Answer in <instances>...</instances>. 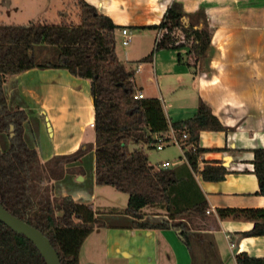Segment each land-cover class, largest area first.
<instances>
[{"label": "crops", "instance_id": "1", "mask_svg": "<svg viewBox=\"0 0 264 264\" xmlns=\"http://www.w3.org/2000/svg\"><path fill=\"white\" fill-rule=\"evenodd\" d=\"M79 1L71 0L74 4ZM84 1L121 27L117 38L123 36L122 30L127 28L134 37L148 30L156 31L157 41L162 30L149 27L161 24L174 3H179L188 14L205 10L212 30L206 57L194 65L191 56L184 57V54L188 56L189 48L177 51L183 56V63L172 54L173 50L157 52L149 63L155 72L159 93L149 98L161 100L167 116L174 122L192 118L205 103L229 130L200 134V147L204 151L198 158L197 169L192 168L184 150L178 161H166L158 166L171 164L169 170L177 178L173 198L178 208L207 203L205 215H182L179 219L193 232L208 235L214 241L223 264H238L236 257L244 252L264 257V237L243 235L250 232L255 223L243 218H221L218 211L264 209V196L259 194L253 164L254 150L264 148V0ZM151 51L152 45L148 49ZM145 52L147 49L140 52L141 57L145 56L143 59L147 57ZM59 55L56 47H36L40 64L56 62ZM145 64H140L136 72L144 71ZM186 66V72L178 70ZM158 70L165 77H173L168 89L188 92L191 107L174 105L170 98L164 97ZM149 82L154 83L151 79ZM5 92L12 109L20 107L28 113L25 137L28 144L38 150L43 164H54L66 172L63 177L54 178L62 183L63 196H72L95 209L99 187L95 180V151L78 161L71 159L83 145L95 144L91 81L75 77L65 69L36 68L9 80ZM10 146L9 141L6 148ZM88 162L90 173H70L72 169L84 168ZM207 166H223L228 174L220 182L205 181L201 172ZM48 170L55 172L53 168ZM89 180L92 187L86 185ZM126 199L122 204L105 203V207L113 210L101 211L98 215L104 225L97 227L84 242L80 264H214V260L207 261L206 247L197 240L193 241L194 257L174 230L134 228L136 219L125 213L129 196ZM143 213L144 220L152 223H162L170 217L169 212L152 207L145 208Z\"/></svg>", "mask_w": 264, "mask_h": 264}, {"label": "trees", "instance_id": "2", "mask_svg": "<svg viewBox=\"0 0 264 264\" xmlns=\"http://www.w3.org/2000/svg\"><path fill=\"white\" fill-rule=\"evenodd\" d=\"M79 24L32 23L0 25V133L7 134L11 146L0 149V202L12 215L36 227L49 238L61 264H80L84 242L97 228L104 225L98 218L101 212L92 205L77 201L72 196L57 197L47 186L39 193L40 176L55 174L43 164L39 152L25 137L28 113L12 109L5 92V84L13 77L32 69H65L75 77L91 81L95 107V144L83 145L71 159L78 161L95 151V180L98 186H112L129 195L125 210L136 222V229H171L188 246L195 257L193 241L206 247L207 261L223 264L215 243L208 235L195 233L179 219L182 215H205L208 205L192 208L177 207L173 192L177 178L173 171L152 165L146 149H155L158 136H169L174 130L183 140V150L193 169L204 151L200 147L203 131H228L202 103L189 119L172 121L157 98L135 99V70L129 69L117 55V31L121 29L109 17L84 0L78 2ZM150 29L162 30L155 50L142 61H152L155 53L164 50L180 51L189 48L194 65L204 59L211 47L212 30L204 9L195 14L184 12L174 3L161 24ZM58 48L56 62L40 64L37 46ZM179 62L184 58L178 56ZM141 61V62H142ZM192 66L190 62H187ZM14 127V137L11 128ZM137 144L132 149L131 144ZM254 174L258 177L264 196V148L254 150ZM205 181H223L228 171L223 166H207L201 172ZM156 208L169 212L168 221H146L144 209ZM221 218H243L255 223L246 237H264V209H220ZM238 264H264V257L237 255ZM197 261V260H196ZM0 264H47L37 246L26 236L16 233L0 221Z\"/></svg>", "mask_w": 264, "mask_h": 264}, {"label": "rangeland", "instance_id": "3", "mask_svg": "<svg viewBox=\"0 0 264 264\" xmlns=\"http://www.w3.org/2000/svg\"><path fill=\"white\" fill-rule=\"evenodd\" d=\"M81 21L79 8L77 4H74L70 1L64 0H0V25H22L27 26L32 23H49L54 25H62L67 23H75L79 24ZM156 31H146L140 37H134L132 42L129 46H123V36H119L117 38V55L118 58L124 62L129 69L138 70L139 65L141 66L145 64V70L140 72H135V86L137 92H143L145 98L152 97L151 95H158V81L154 78L155 72L150 67V61L143 62V58L145 56H140V52L147 49L145 55H150L156 48ZM152 45V51L148 52L150 46ZM156 54V53H155ZM172 54L179 56V53L175 50L172 51ZM185 58H188L187 54H184ZM128 58V60H126ZM142 59L141 63L138 61ZM148 63V64H147ZM181 68V67H178ZM183 72L188 70V67H182ZM159 72V73H158ZM158 80L162 82L163 85V93L164 97L167 99L170 98L169 101L174 105H186V107H191V97L188 98L186 95L188 92H184L183 89H179L178 91H171L169 88L170 80L173 78L165 77L162 71L158 70ZM150 79L154 81V83H150ZM150 83V84H149ZM9 137L7 134H0V149L1 150H8L6 145L9 143ZM94 141V139H93ZM131 148H137V144H131ZM147 155L149 157V161L152 165L158 166L161 163L166 161L176 162L179 160V156L182 155L181 146L176 144H166L163 150L155 149H146ZM90 153V152H89ZM178 159V160H177ZM87 165V166H86ZM84 165V168H76L72 169L70 173H81L89 172L91 170V165L88 162ZM64 166V165H63ZM55 169L54 175L50 174V177L53 179H49L48 174L45 176H40L39 179V186L40 190L39 193H43L44 188L49 186L51 187L52 194L57 197H63V190L60 189L61 182H57L55 177H63L65 175V171L62 170L60 167L56 168L54 164L48 165L47 169ZM85 169V171H84ZM86 185L88 187H92V181H87ZM97 192V204L95 209L98 212H109L113 210L110 207H105V203L112 201L113 204H122L127 201L128 194L122 193L118 191L116 188L112 186H99L96 189ZM155 211V210H153Z\"/></svg>", "mask_w": 264, "mask_h": 264}, {"label": "water", "instance_id": "4", "mask_svg": "<svg viewBox=\"0 0 264 264\" xmlns=\"http://www.w3.org/2000/svg\"><path fill=\"white\" fill-rule=\"evenodd\" d=\"M11 137H14V127L11 128ZM0 221L13 229L16 233L26 236L40 250L47 264H61L60 257L52 246L51 241L43 232L28 224L22 219L9 213L0 202Z\"/></svg>", "mask_w": 264, "mask_h": 264}, {"label": "built area", "instance_id": "5", "mask_svg": "<svg viewBox=\"0 0 264 264\" xmlns=\"http://www.w3.org/2000/svg\"><path fill=\"white\" fill-rule=\"evenodd\" d=\"M122 35H123V46H129L130 43L132 42L134 36L133 34L127 29V28H124L122 30ZM145 96L142 92H137L135 94V99L137 100H141V99H144ZM95 126V125H94ZM187 139V135L185 134L183 136V138H179L177 135H176V132L174 130H172L171 134L169 136H158L157 137V144H156V148L158 150H163L165 145L166 144H169V143H174L176 145H179L181 146V149L183 150V140ZM170 163H165L163 164V168L164 169H169L170 168Z\"/></svg>", "mask_w": 264, "mask_h": 264}]
</instances>
